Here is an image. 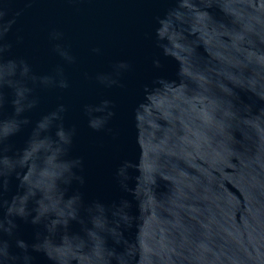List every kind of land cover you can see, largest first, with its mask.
<instances>
[{"label":"water","instance_id":"water-1","mask_svg":"<svg viewBox=\"0 0 264 264\" xmlns=\"http://www.w3.org/2000/svg\"><path fill=\"white\" fill-rule=\"evenodd\" d=\"M0 264H264V0H0Z\"/></svg>","mask_w":264,"mask_h":264}]
</instances>
